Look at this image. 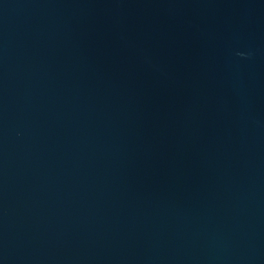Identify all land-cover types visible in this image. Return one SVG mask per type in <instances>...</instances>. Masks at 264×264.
Segmentation results:
<instances>
[{"label":"water","instance_id":"water-1","mask_svg":"<svg viewBox=\"0 0 264 264\" xmlns=\"http://www.w3.org/2000/svg\"><path fill=\"white\" fill-rule=\"evenodd\" d=\"M0 264H264V0H0Z\"/></svg>","mask_w":264,"mask_h":264}]
</instances>
